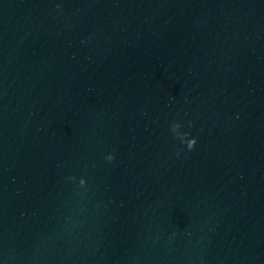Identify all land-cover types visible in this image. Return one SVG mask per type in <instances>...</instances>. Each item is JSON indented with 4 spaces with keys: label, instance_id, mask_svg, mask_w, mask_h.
I'll return each instance as SVG.
<instances>
[{
    "label": "clouds",
    "instance_id": "clouds-1",
    "mask_svg": "<svg viewBox=\"0 0 264 264\" xmlns=\"http://www.w3.org/2000/svg\"><path fill=\"white\" fill-rule=\"evenodd\" d=\"M57 7H59V5H58ZM180 127H183V125H182L180 122H173V123L170 125V131H171L173 134H175L176 131H177V129L180 128ZM184 136L189 137V134L185 132V133H184ZM181 143H182V144H185L186 147H187V149H188L189 151H191V150L194 149V147H195L197 141H196V139L193 137V138H189V139L186 140V141L183 140V139H181ZM177 155H179V151H177ZM106 159H107L108 161H112V160L114 159V156H113V155H108V156L106 157Z\"/></svg>",
    "mask_w": 264,
    "mask_h": 264
}]
</instances>
